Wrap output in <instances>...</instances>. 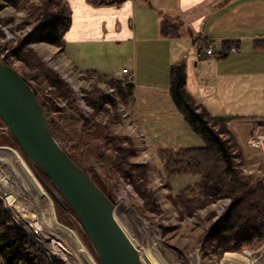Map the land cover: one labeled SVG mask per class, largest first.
Returning a JSON list of instances; mask_svg holds the SVG:
<instances>
[{
  "label": "rangeland",
  "instance_id": "rangeland-1",
  "mask_svg": "<svg viewBox=\"0 0 264 264\" xmlns=\"http://www.w3.org/2000/svg\"><path fill=\"white\" fill-rule=\"evenodd\" d=\"M64 1L66 2V0ZM48 2L49 0H29L25 6L22 4V6L16 7L7 0H0V29L4 31L5 39L10 41L12 47L44 21V13L48 6H51L52 9L58 8V5L54 3L47 5ZM66 5L68 6L67 3ZM135 43L137 45V41L120 45L115 43L104 44L103 50L106 53L100 55L103 58H99V63H94L99 59L89 57L87 62L90 66L98 64L97 67H99L102 65L100 63L102 59L106 62L104 68L101 66L99 72L96 71L99 73L98 76L94 73L89 74L88 70L77 71L68 60L64 47L43 41L32 42L31 47L37 56L46 66L58 72L69 83L75 91L80 108L93 120V127L90 129H82L79 125H62L54 127L52 130L60 145L63 146L62 148L69 152L82 166L86 167L90 175L114 197L116 218L124 226L129 225L128 219L133 220V224L137 225L136 230H132L131 235L134 238H137L138 235L141 236L136 240L141 252H143V246L147 247L159 264H196L197 256H199L200 264H221L225 253L221 257L216 256L214 243L208 240L207 231L215 220L225 214L232 199L218 198L198 209L195 214L189 215L182 205H176L174 197L188 184L195 182L197 178L194 175L170 178L161 158L160 150L162 148L202 146L204 144L202 138L192 130L180 113L162 115L165 114L161 102L163 97L150 103L142 102V105L141 102L138 103L134 100L133 87V94L129 101L123 102L117 96L116 89L108 83L111 79L109 77L114 75L116 68L123 65L134 68L133 61L142 62V57L139 53L137 57V52L132 47ZM232 49L237 51L236 47H232ZM177 50H181L180 45H178ZM9 51L10 49L5 52L0 51L2 61ZM204 56L212 55H203L202 57ZM182 58L183 60L188 58L200 59L196 45L185 50L182 53ZM107 61L110 62L109 65ZM11 62V67L23 76L25 67L22 62L18 59ZM188 73L189 79L193 80L196 73L191 68ZM132 75L128 77L116 76L117 79L114 78V80H121L126 83L129 79L131 80ZM161 77H163L162 73H160V77H155V80H161ZM146 82L148 80L144 78V75L137 80L140 88L136 91V96L148 95ZM31 83L35 84L32 80ZM203 89L209 94L202 91V101H209V95H214L212 98L214 100L209 103L211 106L208 105L212 110L222 106L228 98L237 103H244L248 98L244 93V88L240 86L227 91L221 86L217 88V94L215 93L216 90L210 92L205 87ZM153 91L160 95L164 93V88H155ZM46 93L48 92L46 91ZM101 94H108L111 98L116 99L117 103L104 101L103 107L100 105L95 107L89 99L93 100ZM195 103L197 104L196 101ZM225 117L230 118L227 124L242 145V158L237 156L240 169L247 175L263 179L264 182V118L236 119L231 116ZM0 146L12 147L18 151L37 177L29 159L30 155L21 147L1 116ZM120 154H126V157L120 159L118 158ZM126 160L127 163H125ZM120 167L124 168L125 174H123L127 177L122 175ZM132 179H135L136 182H132ZM12 182L15 183L14 180ZM15 184L12 187H16ZM138 186L146 188L154 198V202L143 198L137 190ZM17 188L19 194L14 191L18 194L19 202L18 204L14 202V205L23 207L24 213H28L31 217L29 220L31 222L33 221L31 220L32 216L39 213V207L28 208L27 205L30 204L32 197L25 189L22 190L18 186ZM1 194L4 196L3 193ZM6 199H4L6 207L10 209ZM53 202L56 219L61 224L76 231L87 252L97 264H101L98 253L93 250L84 232L76 225L69 223L63 217L62 208L57 205L55 200ZM152 203L154 204L152 205ZM130 228L132 229V227ZM143 235L147 236L144 243L142 242ZM51 237L46 239L48 246L60 242V244H56L59 245L57 248L59 251L55 250L56 255L52 253V259L57 257L58 260H68L70 264H86L85 256L77 252L71 240L64 238L61 243L62 239H59L58 242V239H51ZM59 238L63 237L60 236ZM255 250H250L251 254L246 253L245 250L238 252L247 259L240 261L239 264H262L264 262V244ZM140 262L147 264L141 257Z\"/></svg>",
  "mask_w": 264,
  "mask_h": 264
},
{
  "label": "trees",
  "instance_id": "trees-1",
  "mask_svg": "<svg viewBox=\"0 0 264 264\" xmlns=\"http://www.w3.org/2000/svg\"><path fill=\"white\" fill-rule=\"evenodd\" d=\"M7 1L19 7L22 4L25 6L29 0ZM123 1L90 0L96 5L118 4ZM50 3L57 4L58 8L52 9L51 6H48L44 13V21L14 47L11 46L9 40L5 39L4 31L0 29V51L5 52L10 49L3 59L6 65L11 67V61L14 59L22 62L25 67L23 77L30 83L38 97L44 109L48 126L55 136L52 130L54 127L79 125L82 129H90L93 127V120L80 108L75 91L69 83L58 72L46 66L31 47L34 41H43L61 47L66 45L65 33L70 28L72 21L70 9L64 0H49L47 5ZM169 25L170 23L164 22L162 31L164 32ZM230 46L229 43H224V47L229 48ZM87 72L99 76V73L94 70ZM170 77V95L176 108L204 143L202 146L165 147L160 150L162 161L170 178L184 175H194L197 178L195 182L188 184L175 195L174 202L176 205H182L186 213L193 215L198 209L218 198H231V205L225 214L215 220L207 231L208 240L214 243V253L217 257H221L225 252H242L246 249L256 251L257 247L264 244L263 179L247 175L240 169L237 156L242 158L243 149L238 138L227 124L230 118L210 115L205 108L196 104L193 97L188 93L185 63L172 65ZM31 80L35 84H32ZM108 83L116 89L120 100L129 101L133 94L131 82L123 83L121 80L109 79ZM89 100L95 107L99 105L103 107L104 101L117 103L116 99L111 98L108 94H101L97 98L93 100L90 98ZM67 153L69 154V152ZM69 156L114 203V197L111 193L90 175L86 167L82 166L70 154ZM125 157L126 154H120L118 158L123 159ZM29 159L42 185L49 191L57 205L62 208L63 217L84 232L93 250L97 253L81 219L59 187L36 161L32 160L31 157ZM120 169L125 177L124 168L120 167ZM131 181L136 182L135 179ZM137 190L143 198L154 202V198L146 188L138 186ZM0 264H60L52 261L28 236L26 231L11 216L1 197Z\"/></svg>",
  "mask_w": 264,
  "mask_h": 264
},
{
  "label": "crops",
  "instance_id": "crops-1",
  "mask_svg": "<svg viewBox=\"0 0 264 264\" xmlns=\"http://www.w3.org/2000/svg\"><path fill=\"white\" fill-rule=\"evenodd\" d=\"M66 3L72 21L65 33L64 51L77 71L99 72L101 66L104 68L103 59L99 67L87 62L89 57L103 58L100 55L106 53L104 44L137 41V45L131 46L137 57H142V62L133 61L134 68L123 65L115 70L129 68L132 71L134 100L138 103H150L163 97L165 114L162 115L180 113L170 95V71L172 65L185 62L186 89L210 115L264 118V0H124L103 5L90 0H66ZM164 22L170 25L163 32ZM209 41L219 46L215 55L183 60L185 50ZM224 43L231 46L226 48ZM100 59L94 63H99ZM190 68L196 73L193 80L189 79ZM160 73L163 77L156 81ZM143 75L148 80L149 93L139 97L136 96L140 88L137 80ZM221 86L226 91L243 87L248 98L244 103L228 98L222 106L212 110L209 103L214 95H209V101H202L203 92L207 93L203 87L210 92L216 90L217 94ZM160 87L164 88V93L158 95L153 90Z\"/></svg>",
  "mask_w": 264,
  "mask_h": 264
},
{
  "label": "water",
  "instance_id": "water-1",
  "mask_svg": "<svg viewBox=\"0 0 264 264\" xmlns=\"http://www.w3.org/2000/svg\"><path fill=\"white\" fill-rule=\"evenodd\" d=\"M0 116L21 147L57 184L81 219L101 264H141L115 204L52 134L31 85L0 57Z\"/></svg>",
  "mask_w": 264,
  "mask_h": 264
},
{
  "label": "bare ground",
  "instance_id": "bare-ground-1",
  "mask_svg": "<svg viewBox=\"0 0 264 264\" xmlns=\"http://www.w3.org/2000/svg\"><path fill=\"white\" fill-rule=\"evenodd\" d=\"M13 180L16 184L12 182ZM14 184L16 185V187H12L14 186ZM17 186L22 190L25 189L32 197V200H30L31 202H29L30 204L27 205L28 208H32V206L39 207V213L35 215H33L32 213V220L34 222L33 224H35L33 227L32 224H30L29 222L31 217H29L28 213H24L23 207H20L18 205V207H20L18 208L17 205H14V202L17 204L19 202L17 196L19 194L17 192ZM1 193H3L4 197L7 196L6 201L8 207L10 208L8 209V211L12 212L11 216L26 231L28 236L33 239L47 255L48 253L49 255H52V253H54V250L59 251L57 249L59 248V245H56L60 244L59 239H62V243L63 239L67 238L71 240L73 245L76 247L77 252L85 256L86 264H97L93 257L87 252L85 246L79 239L77 232L61 224L56 219L53 202L54 200H52L53 198L51 197L52 195L40 183L38 178L31 171V169L21 156V154L14 148L8 146H0V197L3 199ZM16 207L19 210H17ZM145 219L148 221L146 217ZM118 222L121 224V227L124 230L125 234L134 245L138 253V258H143L147 264H159V262L155 260L150 254L147 247L146 249L145 246H143V252H141V250L138 248L140 246L138 245L136 240L137 238H141V236L138 235L137 238H134L131 235L133 233L132 230H136L137 227L135 223L133 224V220L128 219L129 225H126L127 227L124 226L119 219ZM130 227H132V229ZM35 232H37L38 235H36ZM39 232L41 233V235ZM51 234L53 238L51 237ZM60 236L63 238H59ZM50 237L51 239H58L59 243H56L55 245L53 244L54 246H48V244L46 243V239ZM142 237H144L142 240V242L144 243L147 236L143 235ZM154 238L156 240V237ZM244 260H247L246 257H244L238 252H226L221 264H239L240 261ZM196 264H200L199 256H197L196 258Z\"/></svg>",
  "mask_w": 264,
  "mask_h": 264
},
{
  "label": "built area",
  "instance_id": "built-area-1",
  "mask_svg": "<svg viewBox=\"0 0 264 264\" xmlns=\"http://www.w3.org/2000/svg\"><path fill=\"white\" fill-rule=\"evenodd\" d=\"M235 50H236V49H235ZM197 53H198L199 56L214 54V47H213L212 44H209L208 47H207L206 49L200 50V51H198ZM131 74H132V71H131L129 68H123L122 70L116 71V72L114 73V75H113V78H116V76H118V77H121V76H127V77H128V76H130ZM116 79H117V78H116ZM128 82H131V80L129 79ZM3 197H4V196H3ZM4 199H6V198L4 197ZM31 220H32V219H31ZM29 222H30V221H29ZM32 222H33V221H31L30 224H32V227H33V223H32ZM36 234H37V233H36ZM245 252L251 254L250 250H248V249H246ZM47 253H48V251H47ZM225 253H226V252H225ZM54 254L56 255L55 250H54ZM48 255H49V253H48ZM55 255H54V256H55ZM49 257L52 259L51 255H49ZM52 260H54V261H56V262H59L60 264H70V263L68 262V260H65V259L58 260L57 257H56V259H52Z\"/></svg>",
  "mask_w": 264,
  "mask_h": 264
},
{
  "label": "flooded vegetation",
  "instance_id": "flooded-vegetation-1",
  "mask_svg": "<svg viewBox=\"0 0 264 264\" xmlns=\"http://www.w3.org/2000/svg\"><path fill=\"white\" fill-rule=\"evenodd\" d=\"M112 79V78H111Z\"/></svg>",
  "mask_w": 264,
  "mask_h": 264
}]
</instances>
